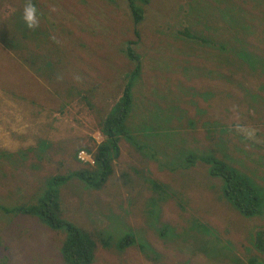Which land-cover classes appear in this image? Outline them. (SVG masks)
<instances>
[{"label": "rangeland", "instance_id": "obj_1", "mask_svg": "<svg viewBox=\"0 0 264 264\" xmlns=\"http://www.w3.org/2000/svg\"><path fill=\"white\" fill-rule=\"evenodd\" d=\"M8 1L0 0V15H8L0 33L8 32L10 40L21 28L15 26L17 18L9 16ZM149 1L144 10L139 5L142 13L135 15L130 0H39L49 9L38 18L39 23L55 30L57 54L52 61L61 64L62 77L72 85L77 84L78 72L84 75L85 87L90 86L85 99L78 91L76 100H64L18 58L11 43L6 47L1 42L5 50L2 56L0 49V205L12 208L35 201L48 179H68V171L80 167L74 159L82 145L95 149L91 138L96 142L103 139L85 102L90 106L103 103L111 111L129 87L134 107L127 125L135 128V140L120 141L117 184L110 180L107 189L90 191L77 187L78 179L73 178L59 188L63 205L70 208L67 219L93 233L112 235L120 228L124 234L139 236L125 251H119L114 242L109 247L100 243L95 264H248L251 256L263 259L253 243L257 232L264 233V212L260 217L243 216L224 197L223 181L209 177L202 162L193 164L190 173L175 159L178 155L185 158L189 152L215 153L264 189V117L258 116L256 127L244 124L250 118L242 117L233 105L232 88L218 85L216 74L214 81L212 73L203 74L202 68L219 63L201 55V51L218 52L219 47L201 41L216 37L210 28L212 18L232 21V15H247L254 47L264 52V0H197L199 8H193L192 14L187 13L185 0ZM138 4L139 0L134 6ZM253 30L259 34L254 35ZM224 33L222 29L218 34ZM134 39L137 60L127 54L128 42ZM40 64L38 61L36 67ZM137 67L139 74L133 80ZM13 81L19 82V88L27 85L19 98L4 90ZM211 86L215 93L210 95ZM219 94L226 99L223 108ZM32 97L40 105L29 101ZM237 97L244 102L239 93ZM61 105L77 119L62 113ZM238 106L243 111L250 107L248 103ZM223 110L226 118L221 117ZM203 119L209 122L203 123ZM191 120L195 124L189 127ZM233 124L238 126L233 128ZM223 127H231L225 139L217 134ZM177 162L182 165L183 159ZM26 166L30 170L24 172ZM186 196L192 199L190 205ZM159 203L164 205V213L152 210L154 224L160 230L170 227L167 240L153 233L150 210ZM198 219L215 229V234H223L220 247L214 246L213 239L212 249H208L210 239L203 242V236L188 227ZM161 221L163 226H159ZM183 232L189 240L174 239ZM62 240V235L39 218L0 211V264H64L59 252Z\"/></svg>", "mask_w": 264, "mask_h": 264}, {"label": "trees", "instance_id": "obj_2", "mask_svg": "<svg viewBox=\"0 0 264 264\" xmlns=\"http://www.w3.org/2000/svg\"><path fill=\"white\" fill-rule=\"evenodd\" d=\"M130 1L135 15H141V9L144 10V6L150 2L149 0H139L140 4L134 6L137 0ZM166 1L170 2V0ZM27 2L28 0L8 1L7 9H12L9 16L11 19L15 17L17 18L13 21H15L16 27L21 28V32L17 31L14 34V38L10 40L8 39V32L3 34L0 33V49H2V56L4 55V46L7 47L8 44L11 43V49L15 51L18 58L24 63H27L31 70L34 71V74L47 80V82L54 87L56 94L68 102V100H76L74 95H78L77 92L79 91V95L82 93V96L85 99V96L89 94L90 86L85 87L84 75L78 72V75L76 76L77 84L72 85L67 79L65 80L62 77L61 64L52 61V58L54 59L57 54L53 46L56 42L55 30L52 32L50 27V30L46 29L40 23L31 29L25 24L23 20V12ZM31 2L37 8L38 18L43 15L45 11L49 10L43 3L39 4V0H31ZM139 5H141V9ZM184 5L187 13L189 11L191 14L194 12L193 8H199L197 0H185ZM172 7L173 6L170 5V8ZM183 12V7H180V13ZM7 16L8 15H0V26L6 24ZM246 17L247 15H232V21L230 18L229 21H217L212 18L213 23L210 25V28L215 30L216 37L213 39L203 38L201 41L211 47H219L216 50L218 52L210 53L207 51H201V55L213 62L219 63V65H214L210 69L206 67L202 68V71L203 74L212 73L213 81L216 74L218 85H227L232 88L229 93L230 96H232L233 105H237L242 117L244 115V118H250V120L244 121L243 123L256 127V122L259 120L258 116L264 117V52L262 49L260 50V48L256 49L254 47L255 44H253L252 40L253 35L249 27L247 28ZM223 18H225V15H223ZM262 18H264V16ZM251 26L256 27V24L251 23ZM222 29H224L225 33L218 34ZM252 32L254 35L259 34L256 30H253ZM138 39H140V37H138ZM136 44L137 40L135 39L131 41L129 40L128 42L127 54L130 56L131 60H137L136 56L133 55V46ZM19 47L24 49H18ZM38 61H41L40 67H36ZM28 62L35 64V66H31ZM139 70L140 68L137 67L133 73V80L138 77ZM24 75H29V73L24 72ZM94 86H98V82L94 84ZM5 87V91L13 94L15 98H19L20 94H23V92L26 91L27 85L25 84L22 88H19V82L13 81ZM209 89L210 95L215 93L213 86ZM32 93L35 94L36 90L32 91L31 94ZM238 93L243 97L244 102H241L237 97ZM210 95L206 93L205 98H208ZM221 95L219 94V101L221 100V108H223L227 103L224 96L220 99ZM29 101L40 105L38 100L34 97L30 98ZM244 103H248V106H250L249 109H246L245 111L241 110L238 106L239 104L244 105ZM85 104L89 108L88 111L91 110V115L95 117L94 126L97 127L98 132L102 134V141L96 142L95 139L91 138V142L95 144V149L89 145H82L81 149L76 153V159H74L80 164V167L68 171L69 174L66 175L69 177L68 179L60 176L48 179L42 187L44 188L46 185L45 189L42 191L43 193L40 194L37 200L11 205L12 208L0 205V211H4L8 214L12 213L39 218L40 221L52 231L62 235L63 240L60 243L59 252L64 264H95L97 250L100 243H102L103 246L109 247L114 242L119 251H125L128 248L133 247L136 244V241H139L138 235L132 233L124 234V229L122 230L119 228L117 231H114L112 235H107L108 233L104 235L90 232L79 222L67 219L70 208L64 206L61 201L63 196L59 190L60 185L65 184L70 179L77 178L83 183L82 184L77 180V187L79 188L83 187L87 190H90V188L95 190L107 189L109 181L117 179L115 176V165L120 158L119 144L121 139L126 138L131 141L135 140L133 134L135 128L132 124L127 125L131 109L134 107L129 87L125 88V92L118 98V102L114 104L115 106H113L111 111L110 107L103 103H101V105L93 104L91 106L86 102ZM61 106L60 110L62 113L65 111L69 116L75 117V114L71 113L69 109L66 108L67 106ZM226 116L227 111L223 110L221 112V117L226 118ZM75 119H77V117H75ZM202 122L207 123L209 121L203 119ZM189 124V127H192L195 122L191 120ZM233 125V128L238 126V124ZM231 127H229L230 129L223 127L222 131L217 134L225 139L231 133ZM209 132L210 131L207 130L208 135ZM42 146L46 147L48 145L43 143ZM83 150L88 152L87 154L91 157L92 163H89L88 161L81 163L79 161L78 156ZM178 158L183 159L182 165H179L177 162ZM175 160L178 166L189 169L190 173L193 172L191 169L193 164L202 162V168H204L205 172H208L209 177L213 179L219 178L223 181L224 197L228 199L231 202L230 204H232L243 216L254 218L260 217L263 214V187L243 171L233 167L226 160L219 158L215 153L199 155L194 152H189V155L187 154L185 158L178 155ZM27 169L30 170V167L26 166L23 169L24 172ZM127 178L128 176L125 175L124 179ZM138 182H140V180H138ZM151 183H155V186H158L153 180ZM113 184L117 183L115 182ZM163 188V186H160V189ZM186 198L187 204L190 205L192 200L191 197L186 196ZM155 208H157L159 212L164 213V205L159 203V206L157 207L152 205L150 214H152V210ZM154 221L155 218L153 219V226H155ZM198 221L200 223L196 222L193 226L188 225V227L191 230L199 232L203 236V238H201L203 242L206 239H210V242L207 244L208 249H212L211 245L213 239L215 242L214 246L216 247V245H218V247H220V242H222L221 236L223 234H215V229L205 226L201 223L200 219H198ZM160 224L161 225L159 226H163L162 221ZM121 227L123 228V226ZM159 228L160 227L155 226L154 229L156 230L153 233L158 235V237L167 240V233L171 230L170 227L163 226L162 230ZM173 230H175V227ZM122 232L123 235L120 236ZM173 233L175 236V234H177L176 230L173 231ZM224 236L227 237L226 235ZM181 238L189 240L186 232L176 236L174 239L178 240ZM228 241L230 242V246H232V239L228 238ZM253 245L257 251L264 256V233L262 231L257 232ZM207 248L206 253H208ZM222 248H224V246ZM247 261L248 264H264V258L259 259L255 256H251Z\"/></svg>", "mask_w": 264, "mask_h": 264}, {"label": "clouds", "instance_id": "obj_3", "mask_svg": "<svg viewBox=\"0 0 264 264\" xmlns=\"http://www.w3.org/2000/svg\"><path fill=\"white\" fill-rule=\"evenodd\" d=\"M23 20L30 29L36 27L39 23L37 8L31 2V0H28L24 8Z\"/></svg>", "mask_w": 264, "mask_h": 264}, {"label": "built area", "instance_id": "obj_4", "mask_svg": "<svg viewBox=\"0 0 264 264\" xmlns=\"http://www.w3.org/2000/svg\"><path fill=\"white\" fill-rule=\"evenodd\" d=\"M79 158L83 162L84 161H89V157L87 156V154L85 152L80 153Z\"/></svg>", "mask_w": 264, "mask_h": 264}]
</instances>
